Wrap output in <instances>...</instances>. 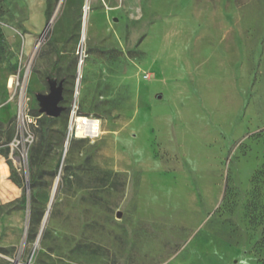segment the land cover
<instances>
[{
	"label": "rangeland",
	"instance_id": "374dc122",
	"mask_svg": "<svg viewBox=\"0 0 264 264\" xmlns=\"http://www.w3.org/2000/svg\"><path fill=\"white\" fill-rule=\"evenodd\" d=\"M85 1L0 3V264H264V0Z\"/></svg>",
	"mask_w": 264,
	"mask_h": 264
},
{
	"label": "water",
	"instance_id": "95a60500",
	"mask_svg": "<svg viewBox=\"0 0 264 264\" xmlns=\"http://www.w3.org/2000/svg\"><path fill=\"white\" fill-rule=\"evenodd\" d=\"M85 38V31L83 32V36L82 39ZM48 83H49V90L50 92L48 93H44V92H37L36 97L38 99L39 105H40V112L46 114L47 116H52V117H58L60 116V114L65 111V108L63 105H60V102L64 99V95H63V88H64V82L63 80H58L57 77L54 76H49L48 77ZM60 179L59 176L57 177V183L56 186L53 190V196L52 199L50 201V205L53 202V199L55 197V192L58 188ZM50 208V206H49ZM47 209V213L42 221V227L41 230L39 232V237L41 232L43 231L44 227H45V223L47 222L48 216H49V212L50 209ZM38 237V239H39Z\"/></svg>",
	"mask_w": 264,
	"mask_h": 264
},
{
	"label": "built area",
	"instance_id": "2783aa9c",
	"mask_svg": "<svg viewBox=\"0 0 264 264\" xmlns=\"http://www.w3.org/2000/svg\"><path fill=\"white\" fill-rule=\"evenodd\" d=\"M20 111L21 113V117L22 120H25V108H23L24 106L22 105V100L20 101ZM78 104L74 103V105L72 106L71 109V113H70V124H69V129H68V136H75V137H81L78 136L76 134L77 130L80 128V118L83 117L85 119H89V121H91L90 127L88 128L89 133H86L87 135H83L82 137H89L91 139H96V137H98L100 135V130H101V119L97 118V117H92V116H87V115H82L79 113L78 111ZM19 143V141L17 143H14L12 148L14 149L15 146H17ZM28 158V153L27 152H21L20 156H19V164L22 165L23 162H26Z\"/></svg>",
	"mask_w": 264,
	"mask_h": 264
},
{
	"label": "bare ground",
	"instance_id": "6f19581e",
	"mask_svg": "<svg viewBox=\"0 0 264 264\" xmlns=\"http://www.w3.org/2000/svg\"><path fill=\"white\" fill-rule=\"evenodd\" d=\"M90 3H91V0H86L85 1V7H84V13H83V15H84V18H83V25H82V30H83V32L85 31V35L87 34L86 33V31H88L87 29H86V26H87V19H88V10H89V6H90ZM79 85V84H78ZM21 106V105H20ZM22 107V106H21ZM82 118V117H81ZM80 118V120H79V122H80V128L77 130V132H76V134L78 135V136H81V135H85L84 133H85V124L84 123H82L81 121H83V119H81ZM70 138H71V136L69 135L68 136V138H67V140H66V145L64 146V148L66 149V150H68V145H69V141H70ZM56 183H57V181H56ZM56 183H55V185H54V188H55V186H56ZM54 188H53V190H54ZM52 193H53V191H52Z\"/></svg>",
	"mask_w": 264,
	"mask_h": 264
},
{
	"label": "trees",
	"instance_id": "16d2710c",
	"mask_svg": "<svg viewBox=\"0 0 264 264\" xmlns=\"http://www.w3.org/2000/svg\"><path fill=\"white\" fill-rule=\"evenodd\" d=\"M1 1H2V0H0V3H1ZM58 64H59V60L56 59V62H55L54 66H53V68H52V71H51V73H50L51 76H54L53 74H54V71H56V69H57V67H58ZM31 180H32V179H31Z\"/></svg>",
	"mask_w": 264,
	"mask_h": 264
},
{
	"label": "crops",
	"instance_id": "0c3cea01",
	"mask_svg": "<svg viewBox=\"0 0 264 264\" xmlns=\"http://www.w3.org/2000/svg\"><path fill=\"white\" fill-rule=\"evenodd\" d=\"M4 159V158H3ZM4 161H5V159H4ZM6 162V161H5Z\"/></svg>",
	"mask_w": 264,
	"mask_h": 264
}]
</instances>
